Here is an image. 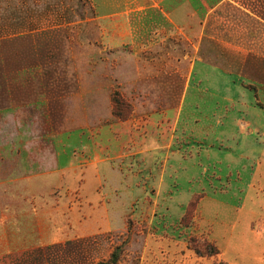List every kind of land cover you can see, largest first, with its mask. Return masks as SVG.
I'll use <instances>...</instances> for the list:
<instances>
[{"label":"rangeland","instance_id":"obj_1","mask_svg":"<svg viewBox=\"0 0 264 264\" xmlns=\"http://www.w3.org/2000/svg\"><path fill=\"white\" fill-rule=\"evenodd\" d=\"M103 1L0 0V264H264V0Z\"/></svg>","mask_w":264,"mask_h":264},{"label":"crops","instance_id":"obj_2","mask_svg":"<svg viewBox=\"0 0 264 264\" xmlns=\"http://www.w3.org/2000/svg\"><path fill=\"white\" fill-rule=\"evenodd\" d=\"M126 1L127 0H125L124 3H120L118 1L117 2H115V1L107 2V1L104 0L102 4L101 3L99 4V5H101L100 7H102L103 10H111V12H114V13L110 12V13L99 14L98 17H96L94 20L101 23L100 26L103 28V30H105V27L111 29V28L117 26L118 23L115 22V21L116 20H118V21L121 20L122 17H119L120 14L119 13H115V12L121 11L122 12L121 15L123 16L124 14L130 15V14H128L129 12L135 11V9H132L131 5L128 2H126ZM162 1H161V3L155 4V5H148V6H143V7L141 6L137 10L138 11H143V10H146V9H156L158 11V18H159V20L162 21L161 23H159V25L168 26L169 23H172V24L174 23V20H173L174 13H173V11L175 10V5L174 6L171 5L166 0H164L163 2ZM250 124L251 123L248 122V123H246V126H250ZM220 125H222V122H220ZM256 129L254 127H251L249 132L253 133V132L256 131ZM53 148H54V150L56 149L55 146H53ZM57 160H58L57 167L61 168L62 171H65L68 168H70L69 166H71V165L73 166L74 165V160H72L70 158V160H71L70 161L65 156V152L63 154V153L59 152L58 150H57ZM103 161L104 160L98 159V162H100V163H103ZM98 165H100V164H98ZM75 172H77V171H75ZM51 174H55V173L53 172Z\"/></svg>","mask_w":264,"mask_h":264},{"label":"trees","instance_id":"obj_3","mask_svg":"<svg viewBox=\"0 0 264 264\" xmlns=\"http://www.w3.org/2000/svg\"><path fill=\"white\" fill-rule=\"evenodd\" d=\"M218 254H219V251L216 248H214V247L211 248L210 256H216Z\"/></svg>","mask_w":264,"mask_h":264}]
</instances>
